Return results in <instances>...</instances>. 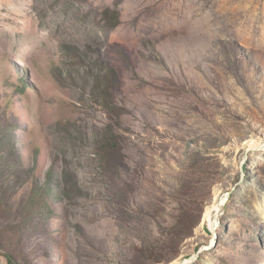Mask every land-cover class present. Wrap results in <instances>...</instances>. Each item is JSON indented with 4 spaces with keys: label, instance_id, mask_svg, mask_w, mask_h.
<instances>
[{
    "label": "rangeland",
    "instance_id": "374dc122",
    "mask_svg": "<svg viewBox=\"0 0 264 264\" xmlns=\"http://www.w3.org/2000/svg\"><path fill=\"white\" fill-rule=\"evenodd\" d=\"M186 262L264 264V0H0V264Z\"/></svg>",
    "mask_w": 264,
    "mask_h": 264
},
{
    "label": "bare ground",
    "instance_id": "6f19581e",
    "mask_svg": "<svg viewBox=\"0 0 264 264\" xmlns=\"http://www.w3.org/2000/svg\"><path fill=\"white\" fill-rule=\"evenodd\" d=\"M211 213H212V212L209 211L206 217H207V218H210V217H211V216H210ZM185 264H188V263L186 262Z\"/></svg>",
    "mask_w": 264,
    "mask_h": 264
},
{
    "label": "trees",
    "instance_id": "16d2710c",
    "mask_svg": "<svg viewBox=\"0 0 264 264\" xmlns=\"http://www.w3.org/2000/svg\"><path fill=\"white\" fill-rule=\"evenodd\" d=\"M115 72V71H114Z\"/></svg>",
    "mask_w": 264,
    "mask_h": 264
}]
</instances>
